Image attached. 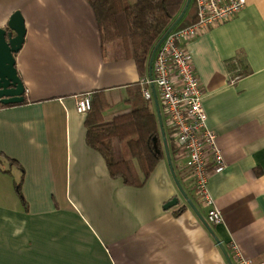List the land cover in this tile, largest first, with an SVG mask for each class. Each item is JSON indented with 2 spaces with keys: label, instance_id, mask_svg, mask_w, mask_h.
Instances as JSON below:
<instances>
[{
  "label": "crops",
  "instance_id": "1",
  "mask_svg": "<svg viewBox=\"0 0 264 264\" xmlns=\"http://www.w3.org/2000/svg\"><path fill=\"white\" fill-rule=\"evenodd\" d=\"M246 3L187 45L209 127L227 154L228 168L209 183L223 215L212 234L182 198L167 155L131 187L89 146L75 99L103 93L109 122L131 111L129 92L137 84L142 92L149 77L134 60L103 54L89 1L0 0V29L19 12L27 30L15 57L26 101L0 110V264H228L217 239L229 255L235 243L264 257V0ZM166 120L163 113L165 129ZM171 158L193 200L185 162L172 148Z\"/></svg>",
  "mask_w": 264,
  "mask_h": 264
},
{
  "label": "trees",
  "instance_id": "2",
  "mask_svg": "<svg viewBox=\"0 0 264 264\" xmlns=\"http://www.w3.org/2000/svg\"><path fill=\"white\" fill-rule=\"evenodd\" d=\"M88 1L99 25L103 54L111 60H134L142 74L149 72L153 51L181 17L188 3V0H136L133 4L128 0ZM194 3L192 0L175 29L196 22ZM130 92L128 104L131 111L109 122L103 115L108 108L103 93L96 92L85 125L87 142L105 159L109 175L128 186L137 187L151 176L166 152L156 111L142 97L139 84ZM18 106L21 105L0 104V110ZM165 130L169 147L174 149L171 130ZM138 172L144 179L141 180Z\"/></svg>",
  "mask_w": 264,
  "mask_h": 264
},
{
  "label": "built area",
  "instance_id": "3",
  "mask_svg": "<svg viewBox=\"0 0 264 264\" xmlns=\"http://www.w3.org/2000/svg\"><path fill=\"white\" fill-rule=\"evenodd\" d=\"M246 1L194 0L196 22L172 30L163 38L154 57L153 77L140 83L143 97L149 101H153L155 90L171 130L176 159L185 162L193 181L195 203L207 210L206 222L212 226L220 225L223 215L211 197L209 183L213 174H222L228 168L227 154L218 145L217 134L209 127L208 114L203 107L207 92L199 81L187 45L210 29L233 21L247 6ZM91 98L90 93L76 98V112L88 114L92 110ZM228 247L234 254L235 264H264V257L252 259L243 255L237 245Z\"/></svg>",
  "mask_w": 264,
  "mask_h": 264
},
{
  "label": "water",
  "instance_id": "4",
  "mask_svg": "<svg viewBox=\"0 0 264 264\" xmlns=\"http://www.w3.org/2000/svg\"><path fill=\"white\" fill-rule=\"evenodd\" d=\"M191 1L192 0H188V3L186 4L187 5L186 9L184 10L181 17H178L179 19L177 20L175 25L171 28V30H169L168 34L171 33L172 30H174L178 26V24L181 22V20L183 19L182 17L185 16L190 6L189 4H191ZM24 24H25V20L23 16L21 15V13L16 12L10 18L8 24H6L7 28L0 29V104L1 105H5V106L23 105L25 103L24 101H26V89H25L23 81L18 76L19 73L17 71V67L15 64L16 63L15 57L20 52V50L23 48L25 44V37L27 35V30H26V25ZM160 43L157 44V47L155 48L152 56L150 57L151 59H150V65L148 69L150 78L153 77L152 70H153L154 57L160 46L159 45ZM155 95H156V92L154 90L153 96H154L155 104H156L155 109L157 110V116L159 119L158 122L160 123L161 132H162L161 135L163 136V140H164V145H165L164 147H165V152L167 155L166 160H168V163L171 166V169H172L171 173H173V176L176 179V182H177L176 185H178L182 198L185 199V201L187 202V205H189L192 208V210H194L197 213L199 218L202 219V223H204L207 226V228L212 232V234H214L210 225L208 224V222H206L207 220L201 215L199 210H197L198 208L196 204L194 203V201L190 197H188L182 185H180L181 183L177 179V176L174 172L173 162L171 160L172 158H171L170 148L168 147L169 143L167 141V136L165 134L166 130H165L164 122H162L163 118L161 114V109H159L160 107L159 102H158L157 96ZM179 203H180V200L176 197L165 206V209L167 210L175 206H178ZM217 241H218V244L220 245L219 247L222 249L226 257L225 260H227V263L234 264L232 260H230L227 250L223 248L222 243L218 239Z\"/></svg>",
  "mask_w": 264,
  "mask_h": 264
},
{
  "label": "rangeland",
  "instance_id": "5",
  "mask_svg": "<svg viewBox=\"0 0 264 264\" xmlns=\"http://www.w3.org/2000/svg\"><path fill=\"white\" fill-rule=\"evenodd\" d=\"M129 1V4H133V2H136V0H128ZM22 15V14H21ZM164 126H165V122H164ZM173 158H174V156H173ZM175 162H176V164L178 163L177 161H176V159L174 160ZM182 163H184V162H182ZM191 198V197H190ZM193 200L196 202V200H195V197H193ZM216 203V202H215ZM204 218H207V214H206V216L204 217ZM211 227H213L212 225H210ZM195 247L196 248H206L207 246L205 245V244H203V243H201L200 244V246H199V244L197 243V242H195ZM231 244H235V243H230V245ZM236 245V244H235ZM230 249V248H229ZM227 250V249H226ZM241 251V250H240ZM227 253L229 254V252L227 251ZM242 253V252H241ZM244 255V254H243ZM229 257H230V260H232V262L235 264V262H234V260H233V258H234V254H233V252H232V250H230V255H229ZM247 257H249V256H247ZM252 259H259V258H254V257H251ZM262 258V257H261Z\"/></svg>",
  "mask_w": 264,
  "mask_h": 264
},
{
  "label": "bare ground",
  "instance_id": "6",
  "mask_svg": "<svg viewBox=\"0 0 264 264\" xmlns=\"http://www.w3.org/2000/svg\"><path fill=\"white\" fill-rule=\"evenodd\" d=\"M88 94V93H87ZM91 94V93H90ZM143 94V93H142ZM92 95V94H91ZM144 96V95H143ZM78 98V97H77ZM92 98H93V95H92ZM91 98V99H92ZM146 99V98H145ZM147 100V99H146ZM92 101H93V99H92ZM149 101V100H148ZM150 103H154L155 104V99H153V101H149ZM158 102H159V100H158ZM159 109H161V114H162V118H163V113H164V109H162L161 107V103L159 102ZM156 111V113H157V110H155ZM165 114V113H164ZM87 115V114H86ZM171 138H172V135H171ZM172 141H173V139H172ZM171 153V152H170ZM198 210V209H197ZM200 212V211H199Z\"/></svg>",
  "mask_w": 264,
  "mask_h": 264
}]
</instances>
